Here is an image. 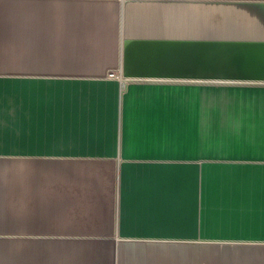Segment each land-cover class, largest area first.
<instances>
[{
	"label": "crops",
	"instance_id": "1",
	"mask_svg": "<svg viewBox=\"0 0 264 264\" xmlns=\"http://www.w3.org/2000/svg\"><path fill=\"white\" fill-rule=\"evenodd\" d=\"M0 264H264V0H0Z\"/></svg>",
	"mask_w": 264,
	"mask_h": 264
}]
</instances>
